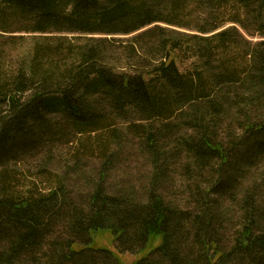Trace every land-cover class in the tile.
I'll use <instances>...</instances> for the list:
<instances>
[{"label": "trees", "instance_id": "trees-1", "mask_svg": "<svg viewBox=\"0 0 264 264\" xmlns=\"http://www.w3.org/2000/svg\"><path fill=\"white\" fill-rule=\"evenodd\" d=\"M208 4L230 12L235 25L215 32L218 24L211 20ZM196 7L206 15L196 29L214 31L211 35H195L191 41L157 24L184 26ZM236 25L264 37V0H0V37L79 33L84 39L64 49L58 44L38 50L30 61L32 76L29 71L11 75L0 63V104L8 112L0 118V163L38 146L45 135H58L62 122L83 130L109 109L114 117L135 113L138 120L166 119L162 131L148 129L142 135L156 180L165 175L161 162L167 156L159 139L179 127L193 133L182 142L191 167L199 174L213 170L204 190L198 193L197 183L188 186L192 208L167 200L156 180L143 199L106 192L98 184L85 209L70 204L63 186L17 200L3 182L0 264H98L105 258L122 264L113 250L98 244L106 233L118 251L136 254L132 264H264V204L257 201L255 189L241 197L234 191L240 171L264 158V39L254 41ZM119 35H131L130 58H150L155 68L132 65L122 75L116 73L117 66L105 62L102 52L121 40ZM147 36L159 43L158 56L140 54L136 43ZM238 39L244 48L237 46ZM216 41L236 44L241 58L213 64ZM187 51L201 67L190 74L178 65ZM48 113L60 121L53 122ZM172 116L180 123L169 124ZM224 117L243 121L242 133L227 143L212 130ZM213 158L218 164L209 165ZM191 167L186 170L193 171ZM222 197L237 202L241 213L227 248L221 244V230L226 224L232 227L234 218L218 205ZM58 219L61 228L54 226Z\"/></svg>", "mask_w": 264, "mask_h": 264}, {"label": "rangeland", "instance_id": "rangeland-1", "mask_svg": "<svg viewBox=\"0 0 264 264\" xmlns=\"http://www.w3.org/2000/svg\"><path fill=\"white\" fill-rule=\"evenodd\" d=\"M211 6L213 5L208 4L207 8L211 20H214L215 24H218H216L218 29L215 30V32L235 25L234 22L228 19L230 12L222 10L221 13V11H217L216 5H214L215 8ZM232 9L233 7H230L231 11ZM202 16L205 17V13H201V10L196 7L194 16H187L188 19L183 21L184 26L166 22H159L157 24L169 30H173L175 34L179 33L185 35V39L191 37L190 39L192 41L195 35L206 36L214 32L209 30L206 31V33H202L200 30L196 29L198 23H201L199 19ZM236 26L248 38L254 41L264 39V37L259 34L253 33L249 35L240 25ZM147 28L148 27H145L142 30H146ZM78 34L79 33L45 34L24 32L18 34L14 39L0 37V63H2L3 69L10 72L11 75L12 73L16 75L21 71H29L31 58L38 50L41 53L44 51V48L50 45L54 46L59 44V46L64 49L74 44L77 45V43L82 44L84 39L78 37ZM119 36L123 41L118 39L115 44H111V47L108 45L104 53L102 52L105 62L117 66L115 69L116 73H124L126 72L125 68L131 66L132 69V65L138 68L147 66L149 69L151 68L150 64H153L155 68L156 62L152 63L150 58L140 59L142 57L141 55L130 58L129 56L131 53L128 55L129 53L127 50L131 47L129 38L131 35ZM152 38L151 36H147L144 39L141 38L138 40L136 45L142 47L139 49L140 54L146 57H151L154 54H156V56L159 55L155 53L157 45L159 47V43L157 42V44L154 45L155 42L152 41ZM238 40L237 46L239 48H244L245 44L241 39ZM213 46L215 47L213 51L216 58L213 62L215 65H219L227 59H232V57L241 58L242 56L239 52L240 50L236 49V44H229V42L223 44V42L220 43L216 41L213 43ZM183 57L184 60L178 61V65L182 72L190 74V70H194L195 68L201 69L196 58H192V53L189 51L184 52ZM47 67L50 68V66ZM153 67L151 69H153ZM127 70H129V68H127ZM27 74L32 76L30 71ZM36 78L38 79L39 76H36ZM24 97H27V94H25ZM6 110V104H0V118L4 114L7 115L8 112H6ZM107 113H110L109 109H107L106 112L107 116L100 118L101 121L99 120L98 123L92 126L89 125L83 128V130H77L75 126L62 122L60 123L62 128H60L58 135L54 137L45 135L38 143V146L32 147V149L22 150L16 154L14 153L10 158H5L4 161L0 163V187L4 182L5 186H7L6 188L9 195L13 194V197L19 200L24 197H38L40 193L54 186H63L67 189L70 204L84 209L89 199V194L98 184H100L106 192L120 195L127 194L128 196L133 194L132 196L143 199L146 196L149 186H151L152 182L155 183L156 179L153 175V158L144 147L142 135H145L148 129L153 132L162 131L165 124H167L166 119L138 120L139 117L135 115V113H132L129 117H114L113 113ZM47 115L50 114L48 113ZM50 118L54 119L53 122H55V120L60 121L57 120L59 118L56 117L55 114H51ZM169 122V124H174L178 123L179 120L173 117ZM242 126V118L238 117L233 119L231 117H224L218 119L217 122L213 124L212 130L216 133V139L227 143L231 137H237L242 133ZM188 133L189 135L191 134V136H187ZM192 136L193 133L191 130L187 131L184 127H179L174 132L172 131L171 136L159 139V145L167 156H165L164 162H161L164 163L163 168L165 170V175L162 179L156 180V182L159 183H157L158 186H160L158 189L164 194L167 200L176 202V204L186 203L185 207L188 208L194 206L191 197L192 194L188 186L192 185V187H195L194 184H199V193L207 187L208 180L213 171L206 170L204 173L202 171L201 175L197 169L194 170L193 167H191L193 165L191 163L193 160L185 156L182 142L185 137L190 138ZM107 157L109 158V164L105 163L108 159ZM218 162V158H213L210 159L209 165L218 164ZM187 167H191L193 171H187ZM240 172L241 173L238 175L237 187L234 189L238 197H241L249 190L255 189L259 198L257 201L259 200L261 204H264V180H262L264 173V158H262L257 165L252 167L247 166ZM220 200L221 201H218V205L222 208H228L231 212V217L234 218L233 223H231L232 227L226 224L227 228L223 227L224 229L221 230V233L224 235L221 234V244L223 247L227 248L232 243V233L238 229L236 227L237 224L234 223L237 221L239 222L241 213L238 210V203L233 201L232 198L222 197ZM61 220L62 219L56 220L54 226L61 228L63 226ZM261 228L264 229V223ZM61 232L60 241H64L67 234L63 230ZM101 236L98 244L106 245L113 250L122 264H132L136 260V254L118 251L116 243H112L109 233ZM192 253L193 255L195 254V252ZM109 259L107 260L105 258L103 261L100 260L98 264H114V261L111 258ZM108 261H110V263ZM195 262L196 261H194V264Z\"/></svg>", "mask_w": 264, "mask_h": 264}]
</instances>
